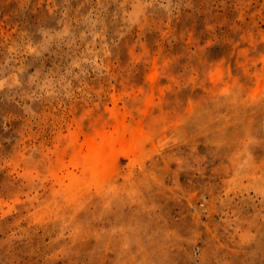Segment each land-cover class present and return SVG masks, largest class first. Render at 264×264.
Masks as SVG:
<instances>
[{
	"label": "rangeland",
	"instance_id": "374dc122",
	"mask_svg": "<svg viewBox=\"0 0 264 264\" xmlns=\"http://www.w3.org/2000/svg\"><path fill=\"white\" fill-rule=\"evenodd\" d=\"M0 264H264V0H0Z\"/></svg>",
	"mask_w": 264,
	"mask_h": 264
}]
</instances>
